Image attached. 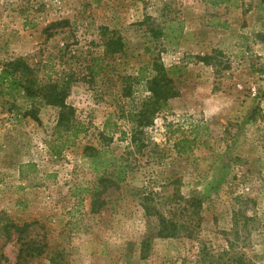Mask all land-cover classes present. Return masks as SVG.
<instances>
[{
    "label": "rangeland",
    "instance_id": "obj_1",
    "mask_svg": "<svg viewBox=\"0 0 264 264\" xmlns=\"http://www.w3.org/2000/svg\"><path fill=\"white\" fill-rule=\"evenodd\" d=\"M213 1L0 0V72L22 59L41 75L54 65L87 77L67 98L85 131L61 154L50 146L63 142L59 109L40 106L36 121L24 115L28 97L0 84V264H181L195 243L157 237L158 221L141 203L145 191L174 180L203 200L200 235L216 247L243 211L244 251L264 264V0ZM59 20L68 26L47 38L44 30ZM105 27L125 48L102 58ZM205 54L214 57L210 65L196 59ZM95 58L104 70L91 79ZM154 58L184 67L175 79L180 95L146 128L138 153L122 115L147 93L124 90ZM193 122L208 125L207 145L179 155L174 143ZM104 148L114 166L99 174L88 154ZM27 162L39 172L23 179ZM121 163L126 179L93 196L100 176Z\"/></svg>",
    "mask_w": 264,
    "mask_h": 264
},
{
    "label": "trees",
    "instance_id": "obj_2",
    "mask_svg": "<svg viewBox=\"0 0 264 264\" xmlns=\"http://www.w3.org/2000/svg\"><path fill=\"white\" fill-rule=\"evenodd\" d=\"M229 1L215 0L213 4L229 3ZM68 24V20H59L48 25L44 32L47 38H50L54 35L53 32L68 26ZM102 29L105 48L102 58L122 53L125 48L122 37L106 27ZM157 34L167 37L163 31ZM196 59L210 65L214 57L205 54L197 55ZM95 61L96 67L91 68V79L104 70L100 59L95 58ZM44 69L47 71L41 75L44 71L36 69L22 59L11 60L5 63L0 72V84L8 85L15 91H22L28 97L31 105L24 115L30 116L36 121H39L40 106L52 105L59 109L56 138L63 142L56 148L51 143L50 146L56 154H61L64 146L72 143L80 133L85 131L83 124L76 119L75 109L67 103V98L73 84L86 80L87 77L81 76L73 68L65 69L63 66L61 69H56L53 65L49 69V66L45 65ZM183 69L184 67L178 64L167 67L161 59L154 58L151 63L142 66L136 76L127 78L131 84L124 90L126 96L133 95L135 85L137 92L147 93L140 98L136 109L124 112L122 115L133 125L130 139L131 143L137 146L138 153L146 146V128L154 124L160 113L169 109L170 99L180 95L175 79L182 75ZM0 94H3L1 90ZM127 134L123 132L124 138L128 136ZM208 134L207 124L193 122L175 141L174 147L179 155H191L196 148L207 145ZM88 155L99 174L107 172L110 167L114 166L115 158L108 148ZM115 167V172L100 176V183L95 186L93 196L101 193L100 185L104 188L117 187L119 182L126 179L127 163H121ZM19 168L20 177L23 179L39 172V167L35 162L22 163ZM112 175L115 176V179L112 178ZM141 203L146 214L155 216L158 221L157 237L185 239L195 243V252L184 257L181 264H258L250 259L244 251L248 240L249 223L248 219L243 217V211L234 213L232 228L225 232L226 244L216 247L211 241L200 235L204 219L202 215L203 200L198 196L184 195L177 180L145 191ZM92 205L93 211H97L96 205L100 207L102 203L94 199ZM241 210L243 209L241 208Z\"/></svg>",
    "mask_w": 264,
    "mask_h": 264
}]
</instances>
